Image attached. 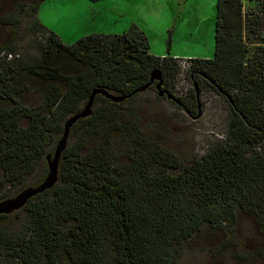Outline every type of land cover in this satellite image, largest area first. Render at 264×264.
<instances>
[{
	"label": "trees",
	"instance_id": "trees-1",
	"mask_svg": "<svg viewBox=\"0 0 264 264\" xmlns=\"http://www.w3.org/2000/svg\"><path fill=\"white\" fill-rule=\"evenodd\" d=\"M43 1L32 5L27 20V31L45 40L41 59L26 61L0 45L1 200L25 188V177L54 152L66 119L82 109L94 88L132 94L149 83L156 69L162 87L172 94L177 76L186 70L199 91L208 85L222 96L231 110L229 131L221 143L173 174L174 156L150 146L124 107L140 92L122 102L97 95L92 114L71 128L69 137L76 132V138L63 152L56 185L16 212L25 215L19 230L0 228V257L26 264L61 259L176 264L181 243L204 223L233 226L242 212L264 226V45L250 53L242 30L243 0H217L215 51L208 58L157 56L136 23L121 33L95 32L65 43L41 20ZM1 20L20 24L11 15ZM31 76L44 82V99L33 107L23 103ZM181 101L180 107L193 113L195 89ZM111 128L135 143L126 163L116 161L107 136ZM143 146L147 150L138 149Z\"/></svg>",
	"mask_w": 264,
	"mask_h": 264
},
{
	"label": "rangeland",
	"instance_id": "rangeland-1",
	"mask_svg": "<svg viewBox=\"0 0 264 264\" xmlns=\"http://www.w3.org/2000/svg\"><path fill=\"white\" fill-rule=\"evenodd\" d=\"M37 1L0 0V45L7 50L20 53L24 60L31 62L41 59L45 45L44 38L39 37L40 33L31 34L27 31V20H31L28 13ZM161 1L159 4L160 2L156 3L158 1L150 2V0H99L98 2L44 0L39 8V16L63 42L71 43L90 33L89 26L106 30L115 25L114 16L106 22L95 21L92 17L96 7L107 8L118 4L119 9H126L119 14L127 28L135 23L134 20L149 26L147 34L150 37L149 45L153 54L157 56L169 54L179 58L213 56L217 0ZM162 3L170 8V16L168 19L162 17L159 21L157 15L160 14ZM263 9V0L242 1V30L250 47V53L258 45H264L263 28L258 25V22L263 21ZM151 10L153 12L150 14L148 11ZM5 15L20 19L19 26L4 24L1 19ZM43 83V80L37 76L30 77L27 83L28 90L23 92L25 105L33 107L43 101L44 91L41 87ZM52 84L63 86L59 82ZM193 89L194 81L186 74V70L180 72L173 95L182 99ZM84 105L82 104L81 108ZM196 106V103L192 105L194 112L189 115L184 108L173 101L158 96L154 86L141 91L124 105L134 114L133 122L137 124V133L150 146H156L174 156L177 166L171 169L173 174L180 173L196 158L221 143L229 131L231 119L229 104L208 85H204L200 91V108L197 109ZM127 117L131 119V116ZM26 122V119L23 120V125ZM74 133L69 137L67 145L74 142L76 138ZM107 136L112 144L116 161L126 163L128 153L134 150L135 143L133 144L132 137L114 128L109 129ZM147 148V146L138 147L139 150L144 151ZM47 173L46 160L38 161L21 186H36L45 179ZM2 177L3 172L0 169V179ZM5 190L10 193L13 188L7 185ZM14 193L15 191L11 192V195ZM24 219V214L14 212L0 219V228L9 231L19 230ZM0 264L26 263L10 256H2ZM57 264L82 263L61 259ZM176 264H264V226H261L253 216L242 212L238 213L237 223L233 226L226 224L222 227H214L204 223L198 232L181 243L180 257Z\"/></svg>",
	"mask_w": 264,
	"mask_h": 264
},
{
	"label": "water",
	"instance_id": "water-1",
	"mask_svg": "<svg viewBox=\"0 0 264 264\" xmlns=\"http://www.w3.org/2000/svg\"><path fill=\"white\" fill-rule=\"evenodd\" d=\"M263 8H264V0H263ZM262 27H263V32H264V9H263ZM208 80L210 83L214 84V81H212L211 79H208ZM153 84H155V88L157 89L158 96L165 97L173 101L175 104L179 106L183 105L181 99L175 97L172 93H170L169 91H167L166 89L162 87L163 79H162L161 71L159 69L152 71L149 83L139 88L138 90L134 91L132 94L136 92L144 91ZM194 89L196 93L197 109H199L200 108V91H199L198 84L196 82H194ZM220 91L222 93H225L223 92L222 89H220ZM99 94L110 99L113 102H122L123 100H125L126 98H129L132 95V94L118 95V94H114L110 92L109 90L105 88H100V87L94 88L91 94L89 95V98L87 102L85 103L84 107L79 112L69 116L66 119L64 123V127H63L62 136L59 139L54 149V152L48 153L46 155L48 173L45 179L36 186L25 187L13 197L0 200V215H9L14 212H17L18 210L23 208L32 197L46 190L52 189L56 185L58 181V176H59V166H60L61 157L67 147L71 128L79 119L86 118L92 114L95 98ZM185 111L189 115L192 114L191 111L188 109H185Z\"/></svg>",
	"mask_w": 264,
	"mask_h": 264
},
{
	"label": "crops",
	"instance_id": "crops-1",
	"mask_svg": "<svg viewBox=\"0 0 264 264\" xmlns=\"http://www.w3.org/2000/svg\"><path fill=\"white\" fill-rule=\"evenodd\" d=\"M98 1L99 0H97L96 2H98ZM123 1H125V0H123ZM152 1H154V2L158 1L156 3H159L160 2L159 4H161V2H162L161 0H150V2H152ZM90 2H95V1L90 0ZM123 6H125V5H123ZM168 8L169 7L165 3H162L161 8L159 9L160 14L157 15V19L159 21L162 19V17L163 18L164 17H167L166 19L169 18V16H170V8H169V10H168ZM124 10H126V9L125 8H120L119 9L118 4L115 5V6L112 5V7H107V8H103V7L102 8H97L96 7L95 8V11H94L95 13L93 12L94 13V17H92V15H91V17H92L93 20H95V21L99 20V21L106 22V20L111 19V17L114 16V17H116V18H114L115 19L114 21L116 22V24L113 25V26H111V27H109L106 30H102L103 28L101 30H98V28H93V26H89V28H88V29H90L89 32L90 33L102 32V33H109V34H112V33H121L122 31H124L125 29H127V25L125 24V21L121 20L120 14H119V12H123ZM152 10L151 11H148V12L151 14V12H153ZM134 22L139 27H141L146 32V34L148 33L147 31H149V26L148 27L147 26H144L143 24H140L136 20H134ZM86 30L87 29H85V31ZM90 33H88V34H90ZM84 35H87V34H84ZM147 36H148V34H147ZM148 39L150 41V37L149 36H148ZM208 57H210V56L208 55V56H205L203 58H208Z\"/></svg>",
	"mask_w": 264,
	"mask_h": 264
},
{
	"label": "built area",
	"instance_id": "built-area-1",
	"mask_svg": "<svg viewBox=\"0 0 264 264\" xmlns=\"http://www.w3.org/2000/svg\"><path fill=\"white\" fill-rule=\"evenodd\" d=\"M181 63L185 66L187 64V60L184 59V60L181 61Z\"/></svg>",
	"mask_w": 264,
	"mask_h": 264
}]
</instances>
